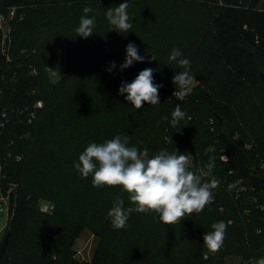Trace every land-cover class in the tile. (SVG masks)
I'll return each instance as SVG.
<instances>
[{"label":"rangeland","instance_id":"374dc122","mask_svg":"<svg viewBox=\"0 0 264 264\" xmlns=\"http://www.w3.org/2000/svg\"><path fill=\"white\" fill-rule=\"evenodd\" d=\"M2 1L9 0H0V3ZM21 1L28 7L29 15L23 23L12 27L15 28L14 36L11 34L4 47L8 51V60L22 59L15 65L25 69L23 76L26 78L24 86L27 92L36 87L33 90L34 100L28 105L32 107L38 100L47 104L39 92L52 97L56 89L51 82L59 81L66 74L68 80L84 79L85 100H77L71 110V140L63 152H58L49 141L37 142L38 135L34 128L23 131L25 127L18 128L13 117L6 121L5 128L11 124L10 134L18 137L16 151L25 155L21 164L8 159L11 157L9 155H0L5 171L8 167L22 175L21 183L12 184L11 188L13 191L19 189L32 193L35 204L48 203L55 207L56 199L44 188L55 182L67 184L66 195L71 208L68 209L66 225L70 230L73 226L70 233L74 238L67 252L53 251L55 255L48 254V259H41L44 263L36 258L31 259L30 253L24 250V241L10 244L3 264H77L94 263V260L100 264H183L191 259L199 241L203 260V252L208 250L203 243L204 234L212 231L211 226L216 222L224 221L227 224L226 218H222L214 207L207 205L203 211L171 225L160 222L155 213L133 212L125 228L114 229L108 211L117 198L124 199L126 208L134 207L128 200V194L120 187H93L91 176L82 178L74 164L79 162V155L87 145L102 143L116 135L129 137V146L141 151L148 149L150 156L162 149L171 153L175 150L164 141L165 135L171 132L178 140L179 152L189 156L191 170L207 171L205 165L209 157L214 156L215 167L212 171L218 174V167L233 163V155L219 137V122L213 117L212 109L223 116L226 132L231 138L238 140L252 154L264 153V92L229 78L227 67L218 60L211 42L212 18L217 9L191 0H129L127 12L132 28L129 32H118L106 17L108 8H113L111 4H86L93 9L88 16L95 17V26L93 35L83 38L77 36L76 29L86 5L75 7L71 4L47 5L44 0ZM244 2L262 6L264 0ZM129 43L137 46L145 60L134 61L132 66L121 71L120 65L124 63L125 49ZM174 48L179 49L191 63L190 73L194 82L190 92L211 96L209 101H202L199 105H185L182 110L186 117L176 126L170 124L168 119H172V113L166 108L167 101L174 97L176 90L172 78L182 71L174 61L169 60ZM113 62L116 67L109 72ZM31 67L35 68V74L39 73L36 78L29 76L27 70ZM146 68L155 70L153 82L162 85L158 90L160 103H145L143 108L137 110L126 99V103L121 100L119 88L124 82L131 83ZM7 87L11 92L15 90L11 85ZM146 108L152 112L151 120L156 121L153 130L144 126L142 111ZM165 116L167 120L162 119ZM190 117H197L198 121H191ZM188 139L199 143L193 144ZM44 141L47 142L46 146ZM1 151L3 148L0 147ZM218 176L220 178L221 174ZM235 188L236 198L240 197L242 185ZM220 198L227 201L230 194L221 190ZM31 208L32 213L36 212L31 218L36 225V238L50 241L53 245L50 250L63 248L65 235L51 232L63 228L58 224L64 222L59 214H39L34 204ZM255 212L249 206L244 210L249 216L255 214L261 217ZM9 222L10 218L0 214V246ZM51 224L50 231L47 225ZM230 234L227 227L223 246L215 253L214 261L205 264H256V260L237 252L239 249L233 246L237 240L230 238Z\"/></svg>","mask_w":264,"mask_h":264},{"label":"trees","instance_id":"16d2710c","mask_svg":"<svg viewBox=\"0 0 264 264\" xmlns=\"http://www.w3.org/2000/svg\"><path fill=\"white\" fill-rule=\"evenodd\" d=\"M191 1H195L217 9L212 18L213 33L211 35V42L215 48L218 60L223 62L227 67V74L229 78L237 79L242 83L248 84L253 90L264 92V79H262L261 75L262 70L264 71V3L262 5V9H258L257 5L251 4V8L246 10L221 5L219 4L220 0ZM223 1L228 2L229 0ZM101 2L109 3L113 8H116L120 3L125 2V0H44V3L47 5L71 4L75 7H83L86 4ZM10 5L24 6V3L21 0H9L2 1L0 3V7H6ZM22 11L25 12V17L22 20L16 21L17 23L15 22L13 27H16L27 19L29 15L28 7L24 6ZM14 33L15 28L12 30V36H14ZM21 60H8L6 55L2 54L0 39V122L4 119L2 114L7 112V117L11 120L13 117L18 128L25 127L23 131H29L30 129L34 128L38 135L37 142H42L43 140L49 141L50 143L54 144V148L57 149L58 152H63L71 140L70 130H72L71 121L73 119L71 110L73 106H75V102L77 100H85L83 95V90L85 87L84 79L79 80L77 78H71L68 80V76L66 74V76H64L59 81L55 83L51 82L52 87L56 89L55 95L48 97L47 95L45 96L42 91L39 92L40 97L45 99L47 104L45 102L44 109H41L38 117L32 123H28L24 114H22L20 110L28 104L31 105V102L34 100L33 90H35L36 87L35 89L32 88L27 92L24 86V83H26V78L23 76L25 69L23 70L19 66L15 65L17 61L20 62ZM34 69L35 68L31 67L27 71L29 72V76L36 78L39 73H33ZM10 85L13 89H15L12 92L9 91L7 87ZM120 98L124 103H126L124 101L125 94L120 95ZM210 98L211 96L208 94L197 95L194 92H190V94L187 95L183 101H178L175 96L172 97L167 101L166 108H168L172 113L175 105L178 103H180L181 108H183L189 103L199 105V103L202 101H209ZM211 111L213 117L219 122L218 116L221 118L223 116L214 109ZM142 113L144 115V126L153 130L156 126V121L151 120L152 112L146 108L142 111ZM168 120L171 121L170 118ZM190 120L197 122L198 118L190 117ZM10 125L7 128H0V147L3 148V152L1 151L0 155L6 157L10 154L9 156L11 157L8 159L13 160L16 164H21L25 160V155L16 151L15 144L18 137L12 136L10 134ZM221 128L230 138V140L239 144L245 149L249 157L248 166L257 174L264 176V153L262 155L252 154V152L244 145H241L238 140L231 138V136H229L226 132L224 121L221 125ZM22 135L23 137L25 136L24 134ZM188 140L196 145L199 143L191 139ZM164 141L168 146H170L172 150H177L178 152L180 151L178 140H176L171 132L168 135H165ZM43 143L45 146L47 145V142L44 141ZM18 156L20 159H17ZM60 157H62V155H60ZM64 159L60 158L62 161ZM218 168V174H221V177L219 178L218 174L213 171L212 175H215L217 179L220 180V185L217 189L218 191L213 190V202L209 205L214 207L216 212H218L222 218L223 216L226 218L229 232L231 233L230 238L233 237L237 240L236 243H233L234 248L239 249L237 252L249 259H254L257 261L259 258L264 257V211L260 210L256 204L252 202L251 196L253 194H257L263 201L264 196L261 193H257L255 190L249 189L248 191L241 190L239 192L240 197L236 198L237 194L234 191L236 190L235 187L237 186L238 188L241 185L251 186L249 181L238 173L232 162L229 164H223L221 168ZM232 169H234V171L229 172ZM6 171L8 179L5 183H21L22 175L19 171H12L8 167ZM241 178H243L242 181L240 180ZM237 181L238 183L236 186L229 190L228 185ZM66 189H68L67 184H59L56 182L47 186V189L44 188L48 194L52 195V197L56 199V203H54L55 207L51 212L41 211L40 203L37 202V204H35L36 199H34L32 193H24L19 189L13 192V196L15 197L17 204L15 213L10 218L9 222L8 230H10V239L8 246L10 244L15 245L18 242L24 241V250L30 253L31 259L36 258L37 260H41L44 257L47 258L48 254L49 256L50 254L55 255L56 253H53V251L62 250V252H67L72 246L74 236L72 233H70L73 230V226L72 230H70V227L68 228L66 225L69 220L68 209L71 208L69 207V198L66 195ZM221 190L230 194L229 200H221ZM73 196L74 194L72 197ZM76 200L78 203H80V199L77 198ZM55 201L53 199V202ZM32 204H34L35 210L40 212L39 214L49 216L59 214L58 216L60 217V220L64 221L62 222L63 224L58 223L59 225H63V228L60 229V231H51L52 224L47 225L48 230L51 232H58L62 235H65L62 239L63 248L55 250L54 247L53 250H50L53 247L50 241L42 238L39 240L36 238V225L35 222L32 223L31 221L33 213L36 212L34 211L32 213ZM247 206L259 213L261 217L255 214L249 216L244 213V210ZM229 221H232V223H229ZM229 244L231 245V243ZM201 253L202 248L199 241V246H197V249L191 256V259L183 264H205L210 260L214 261L215 253L212 254L208 250L203 252V260L201 259ZM205 254H208L207 258H205ZM40 262L44 263L45 261L41 260ZM212 263L213 262H211V264ZM1 264H3V260ZM77 264L100 263L97 262V260H94V263L78 262ZM102 264H107V262Z\"/></svg>","mask_w":264,"mask_h":264},{"label":"clouds","instance_id":"9594fccd","mask_svg":"<svg viewBox=\"0 0 264 264\" xmlns=\"http://www.w3.org/2000/svg\"><path fill=\"white\" fill-rule=\"evenodd\" d=\"M128 0L120 3L115 9L108 8L106 17L115 26L118 32H129L132 24L129 22L127 9ZM93 9L90 6L83 8L79 26L76 29L77 36L88 38L93 35L95 17H89L88 13ZM126 56L120 70L130 67L135 62H144L134 43H129L125 49ZM152 59H155L152 56ZM169 60L174 61L177 72L172 82L175 85L173 95L178 101L190 94L194 78L190 73L191 63L183 56L179 49H172ZM151 62V61H149ZM116 65L113 62L111 68ZM155 70L146 68L141 70L131 83H122L119 94L137 110L148 105H156L159 102L160 84L153 82ZM171 124L176 126L179 121L185 119L186 113L181 104L175 105L172 111ZM167 120L168 117H162ZM130 145V138L116 135L102 143H90L79 155V162L74 164L82 178H92L93 187H120L128 194V200L134 207H125V201L117 198L112 202L108 211L114 229H123L127 226L130 214L155 213L160 222L165 224L181 223L185 217L199 213L213 202V190L220 185V180L212 175L215 167V157H209V162L204 169L191 170L189 156L181 154L177 150L169 152L162 149L156 154H149L148 149L141 151ZM209 177V179H205ZM238 183L229 184L231 190ZM212 231L203 236V243L211 253H216L223 246L228 225L224 221L212 224ZM256 264H264V257L259 258Z\"/></svg>","mask_w":264,"mask_h":264},{"label":"built area","instance_id":"2783aa9c","mask_svg":"<svg viewBox=\"0 0 264 264\" xmlns=\"http://www.w3.org/2000/svg\"><path fill=\"white\" fill-rule=\"evenodd\" d=\"M219 4L225 5L227 7L240 8V9H250L251 4L245 3L244 0H229L228 2H224L223 0L219 1ZM24 7L21 5H10L6 7H0V39H1V51L2 54L6 55L7 59V49H5L4 44L11 38L12 27L16 21L22 20L25 17V12L22 11ZM258 9H262V6H257ZM5 23V25H3ZM36 71L33 70V73ZM44 107V104L41 100H38L34 103L32 107L29 105L21 108V113L24 114L25 119L28 123H32L37 117L40 110ZM3 120L0 122V128H4L6 125V121L8 120L7 112L2 114ZM13 142V141H12ZM11 142V143H12ZM10 155V154H9ZM17 159H20L18 156ZM4 162L2 157H0V214L6 216L7 218H11L16 209L17 201L13 196V189L11 185L14 183H5L8 179V175L5 171ZM234 169L230 170L233 172ZM241 181L243 178L240 179ZM251 185V184H250ZM249 189L255 190L253 186H242V191H248ZM256 191V190H255ZM257 192V191H256ZM258 193V192H257ZM252 202L256 204V206L264 211V201L260 198L259 195L253 194L251 196ZM54 209L53 205L48 203H41L40 210L43 212H51ZM260 232V230H259ZM208 257V254H205V258Z\"/></svg>","mask_w":264,"mask_h":264},{"label":"water","instance_id":"95a60500","mask_svg":"<svg viewBox=\"0 0 264 264\" xmlns=\"http://www.w3.org/2000/svg\"><path fill=\"white\" fill-rule=\"evenodd\" d=\"M261 75H262V79H264V73L261 72ZM218 119L220 124L219 137L223 140L224 144L231 151L233 155L234 167L243 178L249 181V183L258 193H261L264 196V176L257 174L248 166L249 157L245 149L241 147L239 144L230 140V138L224 133V131L221 128L223 119L220 116H218ZM9 239H10V230L7 231L6 236L0 246V264L7 250Z\"/></svg>","mask_w":264,"mask_h":264}]
</instances>
